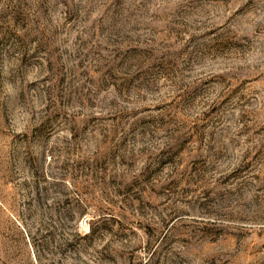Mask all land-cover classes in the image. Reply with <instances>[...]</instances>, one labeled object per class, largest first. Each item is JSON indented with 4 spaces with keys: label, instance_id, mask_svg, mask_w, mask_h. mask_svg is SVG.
<instances>
[{
    "label": "rangeland",
    "instance_id": "374dc122",
    "mask_svg": "<svg viewBox=\"0 0 264 264\" xmlns=\"http://www.w3.org/2000/svg\"><path fill=\"white\" fill-rule=\"evenodd\" d=\"M0 264H264V0H0Z\"/></svg>",
    "mask_w": 264,
    "mask_h": 264
}]
</instances>
